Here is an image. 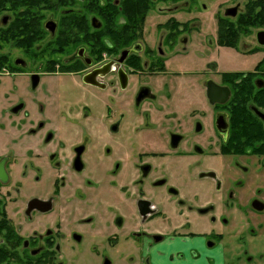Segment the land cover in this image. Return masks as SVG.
Returning a JSON list of instances; mask_svg holds the SVG:
<instances>
[{
	"label": "flooded vegetation",
	"instance_id": "af4514ba",
	"mask_svg": "<svg viewBox=\"0 0 264 264\" xmlns=\"http://www.w3.org/2000/svg\"><path fill=\"white\" fill-rule=\"evenodd\" d=\"M0 264H264V0H0Z\"/></svg>",
	"mask_w": 264,
	"mask_h": 264
}]
</instances>
